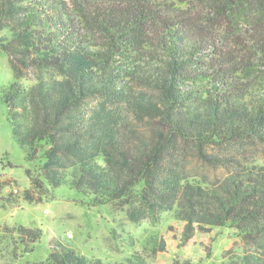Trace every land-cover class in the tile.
I'll return each instance as SVG.
<instances>
[{"label": "trees", "instance_id": "16d2710c", "mask_svg": "<svg viewBox=\"0 0 264 264\" xmlns=\"http://www.w3.org/2000/svg\"><path fill=\"white\" fill-rule=\"evenodd\" d=\"M2 30L14 75L32 81L3 92L30 164L25 200L65 184L135 224L170 212L144 240L150 257L198 233L210 249L213 226L229 225L243 246L224 263L264 264V0H0ZM2 237L18 257L41 230ZM50 248L47 264H154Z\"/></svg>", "mask_w": 264, "mask_h": 264}, {"label": "rangeland", "instance_id": "374dc122", "mask_svg": "<svg viewBox=\"0 0 264 264\" xmlns=\"http://www.w3.org/2000/svg\"><path fill=\"white\" fill-rule=\"evenodd\" d=\"M3 34H6L5 30L0 31V37ZM14 81L25 85L32 82L28 78H16L8 55L0 47V197L6 202L4 206L0 204V226L39 228L41 237L33 244L32 251L22 255H19L21 249L17 245L18 257L12 253V241L7 237L0 238V264H47L50 244L56 240L88 258L108 262H125L130 254L139 252L154 264H225L229 257H224L227 248L230 247L234 253L242 252L239 232L224 225L213 226L214 239L210 249L207 234L198 233L195 244L179 251L158 252L150 257L143 250L144 240L151 234L165 232L173 220L170 212L162 213L157 224L147 219L135 224L127 219L125 210L116 202L93 203L91 196L65 184L51 187L45 183L46 191L39 201L25 200L24 191L30 188L25 169L30 164L12 137L3 97V92ZM37 163L38 160L35 161ZM207 172L211 175L214 173L211 169H207ZM13 188L18 193H14Z\"/></svg>", "mask_w": 264, "mask_h": 264}, {"label": "built area", "instance_id": "2783aa9c", "mask_svg": "<svg viewBox=\"0 0 264 264\" xmlns=\"http://www.w3.org/2000/svg\"><path fill=\"white\" fill-rule=\"evenodd\" d=\"M12 191H13L14 193H18V190H17L16 188H13ZM67 235L70 236V234H67Z\"/></svg>", "mask_w": 264, "mask_h": 264}]
</instances>
